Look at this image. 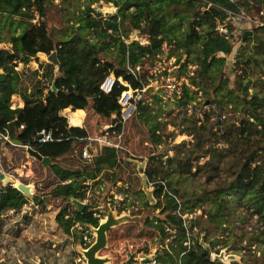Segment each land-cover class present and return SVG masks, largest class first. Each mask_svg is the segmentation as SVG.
Listing matches in <instances>:
<instances>
[{
	"label": "trees",
	"instance_id": "obj_1",
	"mask_svg": "<svg viewBox=\"0 0 264 264\" xmlns=\"http://www.w3.org/2000/svg\"><path fill=\"white\" fill-rule=\"evenodd\" d=\"M48 1L0 0V44L11 46L0 49V145L9 144L8 138L18 141L19 148H31L43 157L51 158L49 167L55 182L50 196L62 200L82 199L86 182H97L105 173L108 175L109 171L122 168L119 150L99 142L107 137L96 139L93 142L100 144L99 148L96 147L100 150L92 163L85 162L80 167L62 165L77 147L85 148L90 137L86 128L69 127L61 113L69 108L74 112L81 110L85 113L84 124L86 110L90 108L104 119L116 116L108 133L121 134L124 108L120 98L129 91L143 93L149 86V77L140 70L147 61H156L164 54V48L169 47L167 59L175 58L183 74L190 65L195 66L194 76L190 77L191 86L204 92L206 100L216 105L212 114H205L206 122H210L216 113L221 120L222 113L231 105L243 112L241 117L226 125L221 138L225 145L222 149L209 151L207 143L215 134L208 130L205 122L199 124L198 118L188 119V128L182 132L193 136L191 147L210 154L204 164L205 169H211L218 177L222 170L225 173V184L208 196L211 198L210 210L205 212L207 229L214 225L217 229L230 230L229 216L232 213L239 215L243 210L256 217L263 227L262 232L252 240L264 243V80L261 92L249 98L250 82L244 84V79H240L234 89L229 86V79L224 78L227 58L234 53L238 42H253L258 54L264 55V27L254 29L253 36L244 39V34H234L235 27L228 22L227 11L245 9L248 14L258 15L264 9V0H238L235 3L229 0H86L79 14L72 13L73 31L70 36L57 39L46 22ZM63 1L74 4L77 0ZM101 1L114 5L117 13L105 19L92 8ZM225 23L228 32L220 33L217 27ZM135 31L147 36L148 43H128ZM53 53L57 54L60 66L50 62L40 63L37 70L28 74L18 70L20 64L27 67L38 59V55L51 56ZM184 57L186 61L181 64ZM241 57L242 54L237 61ZM253 61L239 60L243 73L247 74ZM41 69H44L42 77ZM56 69L58 75H55ZM25 77L33 81L31 89L25 86ZM111 78L114 83L110 92H106L103 86ZM238 94L244 96L245 105L239 103ZM197 95L198 91L184 88L177 102L178 107L188 108L198 100ZM14 96L22 99L23 107L12 108ZM159 102L156 96L153 102L141 99L136 102L133 113L146 129L149 143L154 147L165 143L167 126L159 120L161 107L156 109ZM42 131H52L54 141L38 143L37 137ZM186 144H177L175 148L180 149ZM193 152L182 157L191 160ZM183 161L168 156L163 162L162 158L153 156L146 170L148 182L155 187L154 196L159 199L155 209H161L165 215L164 220L156 219L149 223L159 232L165 246L155 261L158 264H203V259L204 264H216L194 235L199 222L187 228L182 215L177 213L180 210L192 214L203 205L197 200L199 196L186 191L182 194L181 182L173 181L171 169L179 171L183 177L190 175L193 178L202 171L200 162L196 171L192 165L184 171ZM214 177L211 176L209 182ZM19 184L20 181H14V186L0 184V217L6 212L20 211L30 203V199L17 190ZM27 186L32 194L34 187ZM179 197H195L197 202L187 206L179 202ZM33 199L37 205L44 203L36 196ZM235 200L238 202L237 209L233 206ZM57 222L67 234L76 236L72 232L76 225L98 228L100 218L89 207L82 212L78 209L70 212L69 207H64L57 215ZM169 229L176 234L170 233ZM169 239H172L171 242L165 245ZM261 253L263 256L264 251ZM262 256L257 261L262 260Z\"/></svg>",
	"mask_w": 264,
	"mask_h": 264
},
{
	"label": "rangeland",
	"instance_id": "obj_2",
	"mask_svg": "<svg viewBox=\"0 0 264 264\" xmlns=\"http://www.w3.org/2000/svg\"><path fill=\"white\" fill-rule=\"evenodd\" d=\"M85 1L77 0L74 4L63 0L47 2L46 22L49 31L56 39L70 36L73 31L72 13L79 14L84 9ZM92 8L105 19L115 15L118 10L114 5L106 4L103 1ZM131 41L147 44L148 38L135 31L127 42ZM10 47L8 44H0V49ZM243 48L245 51H241ZM169 50V47H165L164 54L154 62L147 61L140 70L143 75L149 77V86L144 89L143 93H135L133 96V91H129L133 96L132 100L136 102L141 99L153 102L155 96L160 100L156 109L161 107L159 120L167 124L164 131L165 143L160 147H154L149 143L146 129L134 118L135 109L125 117V120L123 119L122 133L110 134L108 130L116 116L104 119L95 115L90 108L86 110L85 124L83 122V126H80L88 131L90 140L88 139L87 146L85 148L77 147L75 152L62 162V165H71L72 167H80L85 162L92 163L93 158L100 150L96 148L97 146L99 148L100 144L93 141L104 137L107 139H100L101 144H105L108 140L110 145L119 150L122 168L118 171H109L108 175L105 173L103 177H99L97 182H86L84 184L87 186L85 194L82 199L78 200L85 205V208L89 207L95 212V216L100 218L99 225L107 222L111 217L114 220V224L107 232V245L98 253V256L106 261L105 264H127L131 258L134 260L131 264H158L155 259L162 253L165 246L159 232L151 228L149 223L156 219L164 220L165 215L161 213V209H155L159 199L153 196L154 202H152L146 194V186L153 195L155 191L154 184L148 182L146 170L151 164V157L157 156L158 159L162 158L165 162L169 156L180 162L184 160L182 166L184 171H187L191 165L195 166L193 170L196 171L198 162L202 166V171L196 178L190 175L183 177L179 171L174 169H171L170 172L173 174L175 183L181 182L182 194L184 191L192 195L195 193L199 196L197 200L199 199L203 204L192 214L183 213L180 210L177 213L182 215L187 228H190L195 222H199L193 232L201 245L210 253L211 261L216 264H233L235 262L264 264V255L262 256L261 253L264 251V243H260L256 239L252 240L263 230L256 217H251L245 211L240 210L239 215L232 213L231 217L229 216L227 222L230 230L217 229L214 225L207 229L205 212L210 210L209 201L211 198L208 196L211 191L225 184L226 181H223L226 179L225 173L222 170L220 178L211 169H205L204 164L210 158V154L198 147H191L193 136L182 133L188 128L186 122L188 119L198 118L200 119L199 124L205 122L208 130L215 134L210 137L207 143L209 151L222 149L225 145L221 138L226 125L241 117L243 112L240 108L236 109L231 105L222 113L221 120L216 113L212 115L210 122H206L205 114H212L216 105L206 100L204 92L191 86L190 77L194 76L196 67L190 65L187 72L183 74L181 66L176 64L175 58L167 59ZM241 54L242 57L239 60H254L247 74L243 73L242 65L239 60L237 61V57ZM48 57L47 55H38V59L27 67L20 64L18 70H23L27 74L31 73L38 69L40 63H50ZM227 60L224 78L229 79L231 88H237L240 79H244V84L250 82L249 98L254 93L261 92L264 80V55L258 54L253 42H238L234 53ZM185 61L186 57L183 58L181 64ZM255 62L260 64L257 65ZM43 72L44 69H41V77ZM55 75H58L57 69ZM25 78V86L31 89L33 81ZM38 78L40 79V77ZM187 87L198 91V100L188 105V108L181 109L177 102L182 91ZM125 94L122 96L124 97ZM238 95L240 96L239 103L245 105L244 96ZM23 106L24 103L19 96L12 98V108ZM72 113L70 108L61 113L67 119L68 124ZM69 127L73 126L69 124ZM6 140L9 141V144L0 145V169L11 180H0V184L14 186V181H20L25 185H32L34 191L28 197L30 203L22 210L6 212L0 217V264H87L85 252L96 243L97 228L76 225L72 231L76 236L67 234L58 224L57 215L64 207H69L70 212H74L78 206L71 200L52 198L50 192L55 180L50 167L30 156L26 148H19L9 139ZM184 142L187 143L186 146L180 149L175 148L177 144ZM89 146L91 149H87ZM81 150L82 157H80ZM193 150L191 160H185L182 157L183 154ZM86 152H88L87 156ZM179 152L183 153L178 156ZM197 158L200 159L197 160ZM211 176L216 177L212 182H209ZM35 196L44 202L43 205H37L33 199ZM178 200L181 204H188L187 206H192L195 201L197 202L195 197L191 199L179 197ZM237 205L238 202L235 200L234 209H237ZM170 233L176 234V231L170 230ZM171 240H167L165 245L169 244ZM261 256L262 260L257 261Z\"/></svg>",
	"mask_w": 264,
	"mask_h": 264
},
{
	"label": "built area",
	"instance_id": "obj_3",
	"mask_svg": "<svg viewBox=\"0 0 264 264\" xmlns=\"http://www.w3.org/2000/svg\"><path fill=\"white\" fill-rule=\"evenodd\" d=\"M232 3L237 2L238 0H229ZM227 20L230 22L234 27L235 31L234 34H244L246 31H253L256 28L264 27V9H262L258 15L251 16L248 14L245 9H241L239 12H232L227 11ZM217 30L220 33H227V24H219ZM114 83L110 81V79L104 84L103 90L106 92H110L112 85ZM133 96L135 93L139 92H132ZM140 94V93H139ZM133 96L131 92H126L125 96L120 98V103L124 108L123 112V119L125 120L126 116H129L131 111L136 109V101L132 100ZM8 139V138H6ZM54 141V135L52 131H42L39 136L37 137L38 143H48ZM106 144L110 145L109 141H106ZM88 155V152L85 153Z\"/></svg>",
	"mask_w": 264,
	"mask_h": 264
},
{
	"label": "water",
	"instance_id": "obj_4",
	"mask_svg": "<svg viewBox=\"0 0 264 264\" xmlns=\"http://www.w3.org/2000/svg\"><path fill=\"white\" fill-rule=\"evenodd\" d=\"M249 36H253V31H246L244 33V39H246V37H249ZM48 60H49V62L55 64L56 66H60V63L57 59L56 53H53L51 56H49ZM110 81L113 82V79L111 78ZM54 89H55V85H53V90ZM12 142L14 144H16L17 146H20V143L18 141H12ZM28 153L30 156H32L35 159H37L38 161L42 162L47 167L52 164L51 158L43 157L41 154H39L37 151H35L31 148H28ZM0 180L1 181L8 180L7 175L5 173H3L1 169H0ZM17 190L22 192L27 197H30L32 195L30 192L29 186H27L23 183H21L17 186ZM145 191H146V194H147L149 200L154 202V200H153L154 195L151 191H149L147 189V186L145 187ZM71 201L78 206V210L80 212H82L85 209V205H83L78 200L72 199ZM113 224H114V220L111 217V219H109L107 222L99 225V227L97 228V231H96L97 232V241L92 247H90L85 252L87 264H105L106 263L105 260L101 259L98 256V253L106 247V245H107V232ZM147 261H149V260H147ZM133 262H134V260H133V258H131V260L127 264H131ZM202 263L204 264L203 259H202Z\"/></svg>",
	"mask_w": 264,
	"mask_h": 264
},
{
	"label": "bare ground",
	"instance_id": "obj_5",
	"mask_svg": "<svg viewBox=\"0 0 264 264\" xmlns=\"http://www.w3.org/2000/svg\"><path fill=\"white\" fill-rule=\"evenodd\" d=\"M84 116H85V114L82 111H75V112L73 111V113L70 114L69 124L71 126H73V127H80V126H82ZM8 180H11V179L8 178ZM8 180H6V181H8Z\"/></svg>",
	"mask_w": 264,
	"mask_h": 264
},
{
	"label": "crops",
	"instance_id": "obj_6",
	"mask_svg": "<svg viewBox=\"0 0 264 264\" xmlns=\"http://www.w3.org/2000/svg\"><path fill=\"white\" fill-rule=\"evenodd\" d=\"M84 124V123H83ZM83 126V125H82ZM80 128H82V127H80Z\"/></svg>",
	"mask_w": 264,
	"mask_h": 264
}]
</instances>
